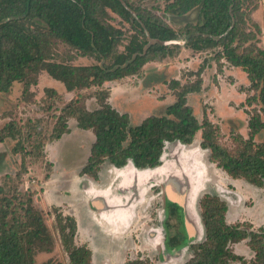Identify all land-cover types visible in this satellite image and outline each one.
<instances>
[{
	"label": "rangeland",
	"instance_id": "obj_1",
	"mask_svg": "<svg viewBox=\"0 0 264 264\" xmlns=\"http://www.w3.org/2000/svg\"><path fill=\"white\" fill-rule=\"evenodd\" d=\"M127 1L134 15L136 8L147 10L177 31L198 17L197 10L184 17L174 16L167 8L174 0ZM245 1L251 10L245 30L255 35L256 45L264 50V0ZM108 19L123 32L116 54L132 50L133 38L140 45L150 40L116 14L110 12ZM177 43L180 48L173 56L149 62L139 74L100 87L68 91L42 70L23 82H14L9 92H0V134H10L0 143V199L17 197L25 202L24 208L33 200L34 207L45 213L55 242L52 251L37 252L36 264H71L61 243L59 215L76 221L75 244L88 247L92 264H185L191 257L189 245L204 239L197 203L205 193L227 202L229 224L242 223L254 231L264 228V186L233 179L211 162L210 151L200 146L202 130L190 145H168L159 169L143 171L132 164L115 168L105 162L97 177L80 174L96 136L92 130L80 129L76 118L67 115L68 105L78 101L88 111L97 110L101 107L98 97L102 96L137 125L149 116L165 114L179 91L172 82L193 83L199 70L203 71L202 89L188 95L198 121H211L218 129L220 143L231 149L237 147L238 135L250 138L249 120L259 107L256 101L252 105L247 102L255 94L247 74L220 59V48L195 52L183 40ZM250 43L244 42L241 51L249 49ZM46 56L49 62L72 66L109 62L84 55L53 36L48 39ZM63 128L62 137L55 139L56 131ZM263 141L264 132L255 138L256 143ZM172 203L183 208L178 215L182 221L170 216ZM180 231L188 235V241L170 247V237ZM230 249L242 258L235 264H250L254 257L248 240L232 244Z\"/></svg>",
	"mask_w": 264,
	"mask_h": 264
},
{
	"label": "trees",
	"instance_id": "obj_2",
	"mask_svg": "<svg viewBox=\"0 0 264 264\" xmlns=\"http://www.w3.org/2000/svg\"><path fill=\"white\" fill-rule=\"evenodd\" d=\"M244 1L174 0L167 8L176 17L198 11L195 21L187 22L177 31L147 10L136 8L134 15L127 0H0V92H9L14 82H23L31 73L42 70L61 81L68 91L100 87L139 74L149 62L173 56L180 48L177 43L180 40L195 52L220 48V59L241 68L255 92L247 99L249 105L256 101L259 107L249 120L248 140L238 135L237 147L228 148L218 140V129L211 121H198L188 104V95L202 89L203 71L199 70L193 83L172 82L179 91L176 102L166 107L165 114L149 116L137 125L102 96L98 97L101 107L97 110L88 111L78 101L68 105L67 115L76 118L80 129L92 130L96 136L91 156L80 174L97 177L105 162L115 168L132 164L143 171L159 169L168 145H190L202 130L200 146L210 151L211 162L233 179L262 187L264 141L256 143L255 138L264 132V50L256 45L255 35L245 30L251 10ZM110 12L133 24L150 40L140 45L133 38L132 50L116 54L123 32L109 22ZM52 36L73 45L84 55H96L100 62L110 63L83 67L49 62L46 55L48 39ZM250 41L249 49L241 51L244 42ZM63 132L64 128L56 131L55 139H60ZM9 136L0 134V143ZM23 203L17 197L0 199V264H36L37 252L53 249L55 242L46 225L45 213L37 210L31 199L26 202V208ZM197 205L204 239L189 245L191 257L185 264H235L242 258L230 247L246 240L254 252L250 264H264V228L254 231L242 223L229 224L228 204L216 194L205 193ZM182 210L172 203L170 216L182 221L178 217ZM57 219L61 243L70 263L92 264L88 247L75 244L76 221L60 215ZM63 220L67 222L63 224ZM168 222L167 218L166 226L170 230ZM183 235L186 234L180 231L170 237L169 246L185 245L188 235Z\"/></svg>",
	"mask_w": 264,
	"mask_h": 264
}]
</instances>
